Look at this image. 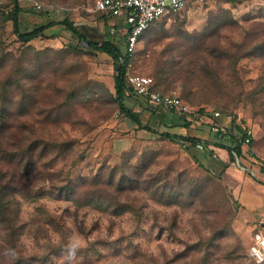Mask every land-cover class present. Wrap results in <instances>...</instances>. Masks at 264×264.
Returning a JSON list of instances; mask_svg holds the SVG:
<instances>
[{"label": "rangeland", "instance_id": "rangeland-1", "mask_svg": "<svg viewBox=\"0 0 264 264\" xmlns=\"http://www.w3.org/2000/svg\"><path fill=\"white\" fill-rule=\"evenodd\" d=\"M10 2L0 0V6ZM94 3L20 0L30 9L20 14L22 29L48 18H69L89 41L110 39L124 53L122 18L94 11ZM223 12L227 24L217 40L232 48L245 32L264 22V0H192L183 12L162 17L144 33L132 69L152 76L159 89L167 87L168 93L185 98L187 81L177 76L178 65L195 64L194 70H200L198 65L205 62L196 54L202 45L190 33L208 27L211 33V20L217 16V22ZM14 28L0 13V80L16 74L31 90L27 118L36 133L41 129L67 145L73 143L48 170L59 180L68 172L75 182L86 178L87 184L74 199L48 182L26 191L29 196L17 194L23 230L14 248L0 224V264H259L248 251L253 234L264 228L256 217L258 206L264 208V117L254 113L258 107L251 96L262 86V59L253 55L236 64L226 59L209 63L208 70L213 67L220 83L204 93L205 73L198 72L191 81L198 85L189 95L190 101L202 104L187 100L195 110L189 116L150 104L128 89L125 104L157 134L129 120L110 98L101 102L95 97L98 84L115 92L116 60L111 55L89 46L63 24L29 42L20 40ZM13 88L18 89L16 83ZM74 90L78 99L65 105ZM21 96L19 89L13 98ZM216 110L225 115L226 132L211 129ZM247 125L254 129V141L242 145L237 155L233 150L244 132L240 127ZM165 131L206 141L214 137L227 148L230 161L224 170L212 168L218 150H212L213 157L197 144L162 138L159 134ZM138 166L149 184L166 189L154 192L138 185L116 199L111 197L115 188L102 189V178L111 170L136 171ZM92 191H97L95 197ZM101 194L111 197L110 205L100 200ZM88 199L97 206L83 204Z\"/></svg>", "mask_w": 264, "mask_h": 264}, {"label": "trees", "instance_id": "trees-1", "mask_svg": "<svg viewBox=\"0 0 264 264\" xmlns=\"http://www.w3.org/2000/svg\"><path fill=\"white\" fill-rule=\"evenodd\" d=\"M29 10L30 9L21 6L20 0H11L9 5H6L5 7L0 6V13L3 19L5 21L12 20L13 26L15 27V33L18 35L19 39L24 42H29L34 38L39 37L46 29L53 27L54 25L63 24L68 30L71 32L73 31V33L87 41L89 46L106 52L109 56L111 55L116 60L114 76L115 92L110 93L107 88L98 84L99 88L96 90L97 93L95 94V97L101 102L110 98L109 100H111V102H113L114 105H116V107H118L129 120L137 123L140 127L148 128L142 123L138 113L127 107L125 104V99L128 95L125 68L129 57L122 52L121 46L117 42L110 39L102 43L89 41L79 31L75 23L69 18L61 20L48 18L46 21L35 25L32 29L25 28V30H23L20 14L23 11ZM100 13L111 15L106 12ZM223 14L224 15L220 19L218 18L220 21L217 19L216 22L215 19L217 16L211 20L212 23H214L211 33L208 32L210 29L209 27L204 29L202 32L190 33L192 34L190 37H196L195 41L202 45V50L199 53L197 51L196 54L200 58H204L205 62H200L202 63L201 66L198 65L200 70H194L196 66L195 64H192V66L185 63H182L183 65H178L180 71H177L176 74L178 77H184L186 79L187 82L184 84V88L188 89V92L185 94V98L187 99L183 97L182 99L186 102L188 100L195 105L202 104V101L195 102L194 99H191L190 101L191 95H189L190 90L198 85L197 83L191 81L198 77L199 71H201V73H205V80L202 86L206 92L202 89L201 91L208 93V91L212 92L213 90H216L220 83L219 80L221 79L213 67L208 70L209 63L212 64V62H221L226 59L227 62L236 64L238 60L254 55L263 60V70L261 77L259 78V82L262 83V86L255 93H251V96L253 102L257 105L256 107H258H254V113L258 115V112H262L261 116L264 117V22L257 23L251 31L245 32L244 39L236 44L235 47L230 48L223 43H219L217 40L219 31L227 24V15L224 12ZM151 27L145 32V34L151 29ZM189 39L191 40V38H187V42L189 43V48L186 49L187 53L190 49ZM197 46L199 47V44ZM182 54L185 55L183 52ZM121 58H124V61H121ZM133 72L135 71L133 70ZM14 83H16V87H18V89L13 88ZM24 85L25 83H21L16 74L0 80V224L7 231V237L11 238L14 248L15 240L20 237L23 230L20 212L18 211L19 201L17 199V194L28 195L27 193L33 188H37L48 182L52 189L58 190L59 193L64 194L63 196H66L68 199H74L75 194L81 192V188L87 184L86 178H83L79 182H75V180L69 176L68 172L63 175V179L59 180L54 176V173L48 170V166L53 161L68 153L67 151L71 148L73 143H69L67 145L62 141V139L50 136L47 131L42 132L41 129L38 133H36V128L35 132L36 126L27 118L30 108L27 99L31 90L28 91ZM162 88L163 90L159 89L158 84L155 82V90L162 93H168L165 91L167 87ZM19 89L22 92V96L20 97V100H15L13 97L15 96V92ZM70 92L71 93L68 94L67 100L65 99V105H69L67 104L68 101L70 102L78 99V95L75 90L74 92ZM85 94L89 95V92L87 91ZM211 100L209 101L211 102ZM21 116L24 117V119H19ZM263 123L264 118L262 124ZM240 128L244 131L243 127ZM148 130L157 134L159 132L151 127H149ZM159 135H161L164 139H170L176 142L188 141L192 144L199 143V139L196 137L173 134L167 131L162 132ZM234 151L237 155H240L242 153V144L239 143L233 152ZM74 162L75 161L73 160L72 163ZM124 166H126V163L123 167ZM135 169L136 171H127V169L125 170V168H122L119 173H115V170H111L107 174L106 178L101 177L103 183L102 189L113 190L115 188L111 196L113 199L118 198L117 196L124 194L126 190H130L134 186L138 185H146L150 190L155 188L153 190L154 192H157L158 189H166L165 185L158 187L156 185L149 184L147 182V177H144L142 174V169L139 166ZM58 172L62 173L59 170ZM135 174L137 177H135ZM93 180L99 182L98 177H93ZM92 190H94V187ZM96 193L97 191H92L93 197L96 196ZM111 197L101 194L100 200L102 202L104 201V204L110 205ZM158 198L161 199L160 197ZM83 204H95L97 206V204L90 201V199L86 200ZM20 258L22 257H19V259Z\"/></svg>", "mask_w": 264, "mask_h": 264}, {"label": "built area", "instance_id": "built-area-1", "mask_svg": "<svg viewBox=\"0 0 264 264\" xmlns=\"http://www.w3.org/2000/svg\"><path fill=\"white\" fill-rule=\"evenodd\" d=\"M192 0H95L93 10L106 12L124 19L123 36L125 39V54L129 57L125 68L126 86L135 95L148 103L161 106L189 116L195 110L181 97L162 93L154 89L155 81L152 76L138 74L132 70V60L138 51L144 33L162 17L185 10ZM117 28H113L116 31ZM124 61V58H121ZM211 129L214 132H226L228 125L217 122L221 111L212 113ZM239 141L250 146L255 137L254 129L247 125ZM205 149V143H197ZM249 256L257 263L264 264V231L258 230L253 234V243L248 251Z\"/></svg>", "mask_w": 264, "mask_h": 264}, {"label": "crops", "instance_id": "crops-1", "mask_svg": "<svg viewBox=\"0 0 264 264\" xmlns=\"http://www.w3.org/2000/svg\"><path fill=\"white\" fill-rule=\"evenodd\" d=\"M123 23H124V19L122 18V21L119 24V26L122 29H123ZM116 28H118V26ZM124 53H125V50H124ZM224 116L225 115L222 114L221 116L217 117L215 120L217 122H220V123H225L226 121H225V117ZM210 121L212 122V119ZM220 140H221L220 142H223V144H225L224 139H220ZM198 142L199 143L200 142L205 143V149H203V151L206 150V149L210 150L211 152L214 149L218 150L219 156H217L216 154H213V152H212V156L214 157L216 155V157H214V159H211V161H210L211 162V167L215 168V169L217 168V169H223L224 170L225 167L228 165V163L230 161L229 160V156H230L229 154L230 153L228 152L227 148H225L224 146L220 145V143H215V142H219V141L217 139H215L214 137H211L208 141H206V139H201ZM192 145L196 146V143L195 144L193 143ZM234 153H236V152L234 151ZM262 207H263V204H260L258 206L257 210H260V212H258L256 217L260 216V218H258L257 220L258 221L262 220L261 222H264L263 221L264 220V208H262ZM258 230L264 231V228L263 229L259 228L256 231H258Z\"/></svg>", "mask_w": 264, "mask_h": 264}, {"label": "clouds", "instance_id": "clouds-1", "mask_svg": "<svg viewBox=\"0 0 264 264\" xmlns=\"http://www.w3.org/2000/svg\"><path fill=\"white\" fill-rule=\"evenodd\" d=\"M74 254V253H73Z\"/></svg>", "mask_w": 264, "mask_h": 264}]
</instances>
